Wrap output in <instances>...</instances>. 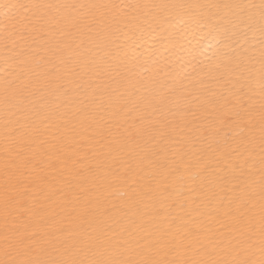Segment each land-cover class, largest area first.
<instances>
[{"label":"snow or ice","instance_id":"snow-or-ice-1","mask_svg":"<svg viewBox=\"0 0 264 264\" xmlns=\"http://www.w3.org/2000/svg\"><path fill=\"white\" fill-rule=\"evenodd\" d=\"M0 264H264V0H0Z\"/></svg>","mask_w":264,"mask_h":264}]
</instances>
